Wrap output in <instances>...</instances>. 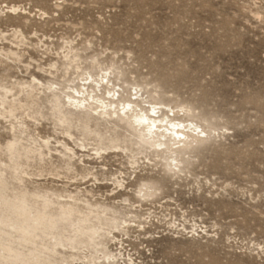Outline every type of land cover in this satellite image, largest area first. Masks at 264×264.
<instances>
[{"label": "rangeland", "instance_id": "374dc122", "mask_svg": "<svg viewBox=\"0 0 264 264\" xmlns=\"http://www.w3.org/2000/svg\"><path fill=\"white\" fill-rule=\"evenodd\" d=\"M108 69L122 98L142 88L146 108L206 132L172 155L180 172L151 150L132 164L128 152L78 149L50 94L28 88L36 79L68 92ZM0 86L22 102L15 119L0 91V240L29 256L4 207L26 192L117 213L101 239L111 257L61 249L69 264H264V0H0ZM22 122V146L30 136L64 142L72 168L52 152L10 169Z\"/></svg>", "mask_w": 264, "mask_h": 264}, {"label": "bare ground", "instance_id": "6f19581e", "mask_svg": "<svg viewBox=\"0 0 264 264\" xmlns=\"http://www.w3.org/2000/svg\"><path fill=\"white\" fill-rule=\"evenodd\" d=\"M109 70L104 71L100 79H94L89 74L77 84V88H70L68 92L53 89V85L45 86L36 79H34L36 83L28 88L33 92L34 87L40 86L50 94L54 115L58 114V125L66 127L62 134L72 140L78 149L85 150L91 145L94 146L92 150L96 153L128 152L132 164L138 162L137 156L151 150L158 158L167 157L166 166L169 172L175 170L180 172L179 163L172 155L180 148H190L199 142L201 140L199 135L206 132L199 130L197 125L171 119L157 104L146 108L144 103L148 102L144 101L146 94L142 93V88L134 95L130 92L128 96L122 98L121 89L116 90L111 80L114 73ZM0 91L3 92L1 105L5 107L7 103H11L13 106L8 113L9 116L15 117L14 105L17 103L21 105V100L17 99L10 89L0 86ZM0 117L7 118L2 114ZM15 129L18 130L17 139L7 148L11 163L9 168L14 172L18 171L19 162L23 158L26 161L42 159L52 155V152L61 155L67 169L72 168L73 160L77 156L75 149L64 142L55 140V144L52 145L50 138L38 141L31 136L30 146L25 147L20 142L23 140L22 136L27 133V127L22 122ZM73 129L79 131L82 138H76L71 132ZM58 149H62V152ZM116 183L121 185L120 181ZM78 202L75 199L72 202L54 201L45 196H28L23 192L21 199L16 203L10 206L3 203L6 210L8 206L19 219L13 225L17 239H29L30 241L27 240L26 243L31 245V250L29 256H26L23 251L8 243L3 236L0 240V264H57L58 254L62 255L61 264H69L64 254L60 252L61 249L67 248L72 250L83 247L95 250L101 248L104 258L111 257L104 253L102 249L104 242L101 239L109 234L110 229L119 227L117 213L112 210V217H109L104 207L90 204L83 206L87 208V213H84ZM6 210L3 218L8 220L10 214ZM21 244L15 243L16 246ZM45 252L49 255L42 257ZM90 259L94 260L93 255Z\"/></svg>", "mask_w": 264, "mask_h": 264}]
</instances>
